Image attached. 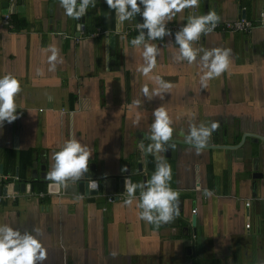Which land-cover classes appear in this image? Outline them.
I'll return each instance as SVG.
<instances>
[{
  "label": "crops",
  "instance_id": "0c3cea01",
  "mask_svg": "<svg viewBox=\"0 0 264 264\" xmlns=\"http://www.w3.org/2000/svg\"><path fill=\"white\" fill-rule=\"evenodd\" d=\"M195 8L197 15L212 11L221 21L244 14L257 23L250 33L216 31L193 42L195 48L231 50L227 69L206 88L200 54L191 64L173 58L175 34L145 36L159 52L148 75L138 71L142 46L134 50L129 43L138 32L124 30L143 22L139 13L118 23L115 11L95 0L77 30L81 22L63 15L59 0H0V76L10 74L21 85L14 97L17 119L0 126V178L30 184L0 202V224L34 232L47 250L42 264H264V0H199ZM190 9L166 25L185 23ZM6 13L11 20L23 16L26 27L6 24ZM98 29L104 33L93 35ZM50 45L62 57L54 71L48 70ZM155 75L171 88L163 99L149 100L141 87L151 91ZM161 105L172 121L170 139L185 142L191 125L218 124L199 152L177 143L175 157L159 153L171 168L168 183L183 202V218L196 215L194 233L184 220L146 223L136 206L140 189L125 204L116 178L129 165L136 172L139 162L155 171L147 134ZM244 134L251 136L240 156L223 147ZM71 137L91 151L88 171L101 178L97 194L80 192L76 180L46 179L52 153Z\"/></svg>",
  "mask_w": 264,
  "mask_h": 264
},
{
  "label": "clouds",
  "instance_id": "9594fccd",
  "mask_svg": "<svg viewBox=\"0 0 264 264\" xmlns=\"http://www.w3.org/2000/svg\"><path fill=\"white\" fill-rule=\"evenodd\" d=\"M108 8L115 11L118 23L133 19L136 14L143 18L142 23H137L138 35L132 38L129 43L134 50H139L143 57L144 64L138 68L142 75L148 73L156 65V57L159 49L156 45L150 44L147 40L163 39L170 35L166 23L171 21L177 13L185 8H195L199 0H104ZM95 0H59L60 7L64 10L63 15L78 20L85 15L90 5ZM219 17L212 11L203 15H190L187 22L175 32V43L177 48L173 51V58L177 61L186 60L189 64L197 61L201 63L206 71L200 76L201 87L206 88L208 80L219 76L229 65L230 49L214 47L211 49H200L193 47L201 34L210 33ZM83 25L77 24V30ZM146 29L147 31H143ZM48 51L49 71H54L57 63L62 62L58 56V48L50 45ZM202 53V54H201ZM39 72V69L37 70ZM153 81L151 91L148 85L141 87L144 97L151 100L159 96L163 99V93L171 88V84L163 80L159 75L149 77ZM21 85L17 78L10 74L0 76V126L5 121L11 123L16 120L19 113L14 97L20 91ZM153 121L150 125L147 138L151 141L146 151L151 153L157 163L151 178L145 182L132 183L125 179V204H132L136 198V190L140 189L139 202L136 205L141 211L139 217L146 223L159 227L173 220L178 215V193L169 187L171 179V168L164 158L159 155L165 151V144L173 135V127L170 116L163 105L155 108L152 112ZM218 127L216 122L209 126L200 124L191 125L185 142L194 146L199 152L207 144L208 138ZM174 147V145L170 146ZM91 151L88 145L80 140L71 137L66 140L59 151L52 153L53 161L51 170L46 173V179L57 184H65L68 180H81L84 173L89 170V157ZM126 167L121 171H126ZM89 192L99 187L96 180L89 179L87 183ZM39 231V229H34ZM47 250L42 241L34 232L21 231L9 224H0V264H42L46 259Z\"/></svg>",
  "mask_w": 264,
  "mask_h": 264
},
{
  "label": "water",
  "instance_id": "95a60500",
  "mask_svg": "<svg viewBox=\"0 0 264 264\" xmlns=\"http://www.w3.org/2000/svg\"><path fill=\"white\" fill-rule=\"evenodd\" d=\"M8 4H9L8 2L4 3V6H5V10L4 11L5 12L8 11ZM84 16L85 15L81 16L78 19V21L81 22V24L85 23ZM241 17L243 18V17H245V15L242 14ZM83 27H84V25H83ZM114 41H115V37L112 36V38H111V48L112 49H114V45H115ZM112 54H114L113 51H112ZM114 63L115 62L112 60V64H114ZM250 136H251V134H244L242 136V138H241L239 143H237V144H228V145H225L223 147L236 150L238 155L240 156L241 154H239V153H241V151H242L243 144L246 142V138L250 137ZM260 138L264 140V138H262V137H260ZM216 141L217 140H216V137H215L214 141H213L214 145H217ZM177 143H182L183 144V143H187V142H184V141H181V140H176V139H169V141L166 142V144H165V149H166L165 151L167 152L168 155H169V153H171L173 157L176 156L177 148H176L175 144H177ZM172 145H174V147H170ZM126 169H127L126 171H124L122 174H120V175H118L116 177V178L119 179V181H118L119 189L122 192L125 191V179L126 178H128L132 182V178L133 177H141L143 182H145V181L148 180L147 174L148 173L152 174L154 172V171L149 170L148 165H147V161H145L144 164L142 162H139L137 164V171L136 172H133L132 167L130 165L127 166ZM35 176L36 175H34V177ZM89 179L96 180L98 185L100 184V181H101V178L98 176V174H96V172L88 171V172L84 173L83 179L76 180L77 183H78V187H79L80 192L84 191L87 194H97L99 192V187L97 189L92 190L91 192H89L88 187H87V183H88ZM28 186H30V184L28 182H26V181H24V182H15V183L12 182V183H9L7 186L0 185V194L6 195L7 193L25 191ZM116 197L119 198V196H116ZM182 203H183L182 200L178 199V215L173 220H171L169 223L170 224H173V223L177 224L179 220H184V221H186L188 223V227L192 228V231L194 233V227L196 226V215L192 216L191 221L185 220L183 218V215H182V213H183V204Z\"/></svg>",
  "mask_w": 264,
  "mask_h": 264
},
{
  "label": "built area",
  "instance_id": "2783aa9c",
  "mask_svg": "<svg viewBox=\"0 0 264 264\" xmlns=\"http://www.w3.org/2000/svg\"><path fill=\"white\" fill-rule=\"evenodd\" d=\"M198 11L196 8H191L190 9V15H197ZM189 15V16H190ZM3 21L6 24H9L11 27L12 25V20H11V14L10 13H6ZM187 22V21H186ZM185 22V23H186ZM185 23H181V24H175V25H166L167 29L170 30L171 34H175L176 31H178ZM259 23L264 25V11L261 12L260 14V19H259ZM257 26V23H255L254 21H251L249 19L246 18H239L236 20H231V21H221L220 19H218L216 26L214 27V29L211 32H216V31H222V32H243V33H250L255 27ZM143 31H147L146 29H142ZM133 32H138L137 29V25L135 26H131L129 28H127L126 30H124V34L126 35H130ZM101 33H104L101 29H98L93 35H99ZM205 34H201L200 38L195 41L196 43H198L201 38L204 36ZM147 36V35H145ZM6 178H0V185L2 186H7L9 183L6 182ZM14 192L12 193H7L6 195L0 194V202L4 199V198H8V197H12L14 196ZM112 199V198H111ZM251 204V202H247L246 205L249 206ZM193 212H195V210H193ZM246 227H250V223L246 224Z\"/></svg>",
  "mask_w": 264,
  "mask_h": 264
},
{
  "label": "trees",
  "instance_id": "16d2710c",
  "mask_svg": "<svg viewBox=\"0 0 264 264\" xmlns=\"http://www.w3.org/2000/svg\"><path fill=\"white\" fill-rule=\"evenodd\" d=\"M12 22L16 26V29L22 27H26V20L23 16L18 15V14H13L12 15Z\"/></svg>",
  "mask_w": 264,
  "mask_h": 264
}]
</instances>
